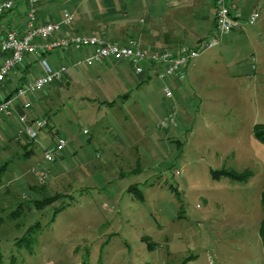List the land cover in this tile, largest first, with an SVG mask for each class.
Instances as JSON below:
<instances>
[{"label":"rangeland","instance_id":"1","mask_svg":"<svg viewBox=\"0 0 264 264\" xmlns=\"http://www.w3.org/2000/svg\"><path fill=\"white\" fill-rule=\"evenodd\" d=\"M244 1L240 23L250 25L252 12L264 10ZM256 37L258 45L229 49L218 62L208 58L219 47L207 50L181 84L142 82L128 63L106 61L71 67L62 82L21 99L48 126L29 143L15 138L16 115L0 120V167L8 162L0 180L3 264H264V144L254 134L264 124V36ZM54 55V67L84 58ZM27 68L17 70L24 82L42 74L38 60ZM12 77L5 95L19 81ZM67 80L71 87L58 90ZM173 108L175 123L161 125ZM59 136L67 139L63 157L48 162ZM222 168L251 176L215 178ZM58 193L64 197L42 211L25 205ZM21 203V217L11 220ZM37 222L30 246H16Z\"/></svg>","mask_w":264,"mask_h":264},{"label":"built area","instance_id":"2","mask_svg":"<svg viewBox=\"0 0 264 264\" xmlns=\"http://www.w3.org/2000/svg\"><path fill=\"white\" fill-rule=\"evenodd\" d=\"M18 0H0V20L17 6ZM38 0H30L27 11L28 21L24 31L9 28L0 32V92L5 88L12 75L27 61L34 57L38 60L42 74L33 81L24 82L12 96L0 99V120L17 116L18 131L16 140L33 142L39 137L41 130L48 126L45 117H31L32 104L27 100L20 101L42 91L47 87L62 82L68 75L69 68L82 65L93 66L102 62L128 63L137 75L149 77L145 64H149L154 75L162 81H173L181 84L188 75V69L207 50L218 47L223 38L234 30L243 28L240 15L235 14L229 0H214L215 3V33L203 45L189 47L185 45L158 52L144 50L139 40L131 38L126 44L112 43L96 34L83 35L66 33V28H72L75 23L73 12L66 9L60 21L40 22L37 15ZM256 10L248 19L250 25L259 19ZM58 51L70 53L84 52V58L71 61L69 65L54 67L45 54ZM166 97H171L169 86L164 89ZM176 121V111L173 108L165 116L161 125H173ZM67 146V139L59 136L54 149L47 150L45 159L56 162L62 156ZM48 178V170L41 173L37 179L44 184Z\"/></svg>","mask_w":264,"mask_h":264},{"label":"crops","instance_id":"3","mask_svg":"<svg viewBox=\"0 0 264 264\" xmlns=\"http://www.w3.org/2000/svg\"><path fill=\"white\" fill-rule=\"evenodd\" d=\"M29 1H17V6L7 12L0 20V32L9 28L25 30L28 21ZM255 1L253 7H258L260 11L264 10V0ZM229 3L235 14H239L240 19L243 18L241 10L245 7V1L229 0ZM60 6L62 8L58 11ZM66 9L73 12L75 16L74 27L67 30L66 33L98 34L109 42L119 44H126L128 40L134 38L139 40L142 48L148 52H158L181 45L197 47L216 31L214 0H38L37 2V15L40 22L59 21L55 17L56 12H59L58 18H60ZM262 21L264 22V15H260L255 24H244L242 25L243 28L236 29L225 36L218 46L221 54L215 58L209 56L208 59L218 62L219 59H224L229 49L235 52L246 46L249 48V46L258 45L260 40L256 35L264 36ZM258 22L260 23L257 25ZM256 25L257 28H252ZM48 56L52 58V61L58 58L53 53L47 54L45 57L48 58ZM65 58L69 62L67 53ZM199 59L188 69L186 79L190 76L195 77L194 73L198 68ZM33 61L37 62V59L28 58V61L18 69L19 72H25L28 65H31ZM253 62L256 63L255 58H253ZM259 67L256 66L257 69ZM145 68L150 75L147 80L144 79L146 77L142 76L144 77L142 82L155 76L151 70L152 66L145 64ZM19 72L12 75L19 79V81L17 79L18 82L15 87L20 86L21 80L24 79V72L22 74ZM12 80L13 77L9 81L12 82ZM64 83L59 85L58 90L70 86V81L67 80ZM5 89L6 86L0 92V99L10 95V93L4 94ZM106 91L108 92V89ZM128 96V93L124 95V97ZM109 103L108 105H111ZM4 120L7 121L8 119ZM48 128H51L50 124ZM27 147L28 149L25 151L30 150V145ZM114 154L120 157L117 152Z\"/></svg>","mask_w":264,"mask_h":264},{"label":"trees","instance_id":"4","mask_svg":"<svg viewBox=\"0 0 264 264\" xmlns=\"http://www.w3.org/2000/svg\"><path fill=\"white\" fill-rule=\"evenodd\" d=\"M46 55L47 54H45L44 56H46ZM23 83H24V79L21 80L20 85L22 86ZM19 87L20 86L16 87L10 96L14 95ZM114 103L115 102H111L109 104L114 105ZM254 134H255V137L260 142H262L264 144V124L256 125L254 128ZM7 167H8V162H5L4 165H2L0 167V180L3 176V172H5L7 170ZM212 174L214 175L215 178H220L222 176H225V177H229L231 179L239 180V181L247 180L251 176V173H247V172L238 173V172H235L233 170L230 171L229 169H225V168H222L220 170H213ZM63 197H64V194L58 193L56 195L47 196V197L41 198V199L34 198L30 202H26L25 205H27L28 209H34L37 211H42L45 208L53 205L55 202L62 199ZM261 199H262V205H263V210H264V190L262 191ZM23 206H24V203H21L16 207L15 210L10 212L9 217L11 218V220H17L19 217H21V214L23 212ZM64 208L65 207L62 205V206H60L54 210L53 221L55 220V217L57 216V214H59ZM6 222H7V217L6 218L0 217V229H1V226L4 225ZM39 225H40V223L37 222V223L29 226L26 229L23 236L21 238L16 239V246H19L20 248H23L24 246L29 247L30 246L29 244H31V237L34 234V232H36V227H38ZM259 233H260V237L262 239V243H263V247H264V217H263L262 222H261ZM0 264H3V253L1 250V246H0ZM184 264H187V262H185Z\"/></svg>","mask_w":264,"mask_h":264}]
</instances>
